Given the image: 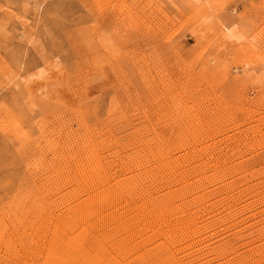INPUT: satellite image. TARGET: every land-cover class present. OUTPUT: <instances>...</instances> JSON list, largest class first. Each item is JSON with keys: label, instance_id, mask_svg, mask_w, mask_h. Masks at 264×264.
I'll return each mask as SVG.
<instances>
[{"label": "rangeland", "instance_id": "1", "mask_svg": "<svg viewBox=\"0 0 264 264\" xmlns=\"http://www.w3.org/2000/svg\"><path fill=\"white\" fill-rule=\"evenodd\" d=\"M185 263L264 264V0H0V264Z\"/></svg>", "mask_w": 264, "mask_h": 264}, {"label": "bare ground", "instance_id": "2", "mask_svg": "<svg viewBox=\"0 0 264 264\" xmlns=\"http://www.w3.org/2000/svg\"><path fill=\"white\" fill-rule=\"evenodd\" d=\"M22 21V20H21ZM231 38V37H230ZM174 102V101H173ZM135 110V109H134ZM216 123V122H215ZM181 159V158H180ZM184 161V160H183ZM83 172V171H82ZM165 174V173H164ZM222 176V175H221ZM217 177H218V175H217ZM95 179V178H94ZM222 179V178H221ZM152 182V181H151ZM226 184V183H225ZM175 185V184H174ZM239 185V184H238ZM104 186V185H103ZM230 186V185H229ZM225 187V186H224ZM142 190V189H141ZM134 192V191H133ZM74 194V193H73ZM91 194V193H90ZM121 194V193H120ZM132 195V194H131ZM130 195V196H131ZM171 196V195H170ZM127 197V196H126ZM136 197V196H135ZM139 199V198H138ZM110 200H112V198L110 199ZM169 203V202H168ZM186 203V202H185ZM100 204V203H99ZM133 205V204H132ZM170 205V204H169ZM142 206V205H141ZM183 207V206H182ZM147 208V207H146ZM151 208V207H150ZM176 208V207H175ZM134 209V208H133ZM132 209V210H133ZM138 209V208H137ZM168 209H169V207H168ZM172 209V208H171ZM174 209V208H173ZM179 209V208H178ZM177 209V210H178ZM183 209V208H182ZM196 209V208H195ZM152 210V209H151ZM174 210H176V209H174ZM173 210V211H174ZM180 210V209H179ZM184 210L185 209H183V212H184ZM144 211V210H143ZM187 211V210H186ZM171 212V211H170ZM175 212V211H174ZM165 213V212H164ZM169 213V212H168ZM180 213V212H179ZM179 213H177V215L179 214ZM159 214H161V213H159ZM171 214V213H170ZM155 215V214H154ZM166 215L168 216V214L166 213ZM173 215V214H172ZM156 216H157V214H156ZM175 216V215H174ZM179 216V215H178ZM181 216V215H180ZM179 216V217H180ZM158 217H160V216H158ZM157 217V218H158ZM179 217H178V219H179ZM184 217H185V214H184ZM214 217V216H213ZM143 218V217H142ZM175 217H173V219H174ZM181 218V217H180ZM120 219V218H119ZM162 219V218H161ZM165 219H166V216H165ZM167 219H168V217H167ZM177 219V218H176ZM193 219V218H192ZM196 219V218H195ZM143 220V219H142ZM170 220V219H169ZM183 220V219H182ZM154 221V220H153ZM167 221V220H166ZM177 221V220H176ZM186 222H182V223H175V222H173V220H171V221H167V222H169V228L171 229L170 230V232L172 231V229H173V231H175V230H177L178 232L180 231V233H182L181 231H188V229H189V226L191 225L190 224V222H189V220H185ZM193 221V220H192ZM181 222V221H180ZM138 223V222H137ZM141 223V222H140ZM165 224V223H164ZM195 224H196V222H195ZM194 224V225H195ZM198 224V223H197ZM196 224V225H197ZM156 225V224H155ZM133 226V225H132ZM151 227H152V225H151ZM194 227V226H193ZM198 227V226H197ZM199 228V227H198ZM145 229V228H144ZM175 229V230H174ZM198 231H200L199 229H197ZM163 231V230H162ZM191 231V230H190ZM177 232V233H178ZM153 233V232H152ZM161 233V232H160ZM172 233V232H171ZM176 233V234H177ZM173 234V233H172ZM160 235V234H159ZM175 235V234H174ZM181 237V236H180ZM116 247V246H115ZM217 250V249H216ZM186 264V263H185Z\"/></svg>", "mask_w": 264, "mask_h": 264}]
</instances>
